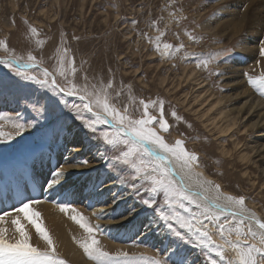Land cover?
I'll list each match as a JSON object with an SVG mask.
<instances>
[{
	"label": "rangeland",
	"instance_id": "374dc122",
	"mask_svg": "<svg viewBox=\"0 0 264 264\" xmlns=\"http://www.w3.org/2000/svg\"><path fill=\"white\" fill-rule=\"evenodd\" d=\"M250 2L253 5H249ZM226 4H235L234 9L237 12H227L224 9ZM228 10L230 11V8ZM172 13L175 15H171ZM243 13L245 16L249 15V21L239 34L232 37L233 39L229 40L228 37L232 34L227 33L228 30H215L216 25L227 24L225 21L239 22L241 17L237 15L241 16ZM259 23H264V0H0V40L7 44V51L0 48V60L13 56L26 58L31 52L40 64L55 73L59 57L64 55L66 62H71L76 69L74 82L84 84L85 77L90 84H107L111 80L113 95L115 91L122 92L118 106L128 104L137 117L143 111V106L138 102L144 100L149 102L150 114L159 119V107H152L151 102L163 100V118L169 125V131L161 134L169 143H174L177 139L184 140L186 148L198 155L199 167L192 173H202V176L196 175V184L199 186L202 181L211 180L221 186L223 193L243 195L246 198V207L264 220V178H261L262 174L259 172L264 168L260 165L264 160L259 161L261 158H257L255 165H245L238 162L237 157L224 156L221 147L231 148L233 145L230 139L223 138L222 142H215V137H209L194 117L185 112L186 107L172 101L168 95L171 92L162 91L160 87L161 79L166 77L177 81L185 69H189L194 72L198 81H190L180 94L194 91L193 87L196 88V84L199 86L201 83L204 85L203 91H213L227 97L231 90L223 77L236 75V81L241 82L235 88L249 89L255 98L264 103V97L248 83V76L257 77L264 73V65L261 66L260 63L264 60V56L260 55V49L264 47V24L259 27ZM31 27L37 29L38 35L31 33ZM160 31L165 33L160 41L161 46L163 43L174 46L183 44L184 49L172 58L162 56L155 48L156 37ZM187 33H191L195 40H190ZM241 39L249 44L250 49H237ZM216 53L221 54V59L226 58V62L210 63L208 69L197 67L199 60L207 59ZM148 58L149 61L146 60ZM28 71L36 74L40 69ZM213 71L222 72L224 75L210 74ZM245 73L248 76H245ZM57 80L62 82L63 78L57 75ZM53 100L58 104H53ZM37 101L40 111L36 110ZM77 102L76 97L63 94L53 97L47 89L17 76L13 70L0 63V130H3L5 135L13 133L11 139L0 138V179L13 182L26 166L29 167L33 163L37 155L49 150L55 140L60 143L59 138L62 140L66 127L71 124L79 126L81 133L97 145L94 134L74 117L75 110L72 106ZM233 103L234 101H229L225 107H238ZM45 107L47 111H44ZM173 112L176 116L172 115ZM83 115L91 118V113L84 112ZM14 121H30L34 127H26L20 135H14ZM103 127L106 126H101ZM155 127L159 130L158 124ZM252 139L253 136L248 137V140ZM258 144H264V138ZM56 147H60V144ZM100 148L104 150L103 145ZM241 151L243 150L239 152ZM244 153L247 151L244 150ZM101 172L109 177H103L105 183L112 182V185H119L117 188L123 187L116 175L108 169L105 159ZM124 188L130 191L138 203L141 199L156 201L151 208L140 203L142 212L138 214L139 218L150 217L152 221L158 218L154 209L158 211L163 208L168 211L163 205V193L146 192L139 183L138 191ZM207 194L213 198L216 195L211 188ZM44 195L40 198L45 197ZM79 203L81 207L84 205ZM1 205L0 211H6L0 214L4 215L16 213L15 209L21 206V202L18 200L13 209L4 206L2 202ZM189 207L196 211L194 206ZM159 221L175 243L172 249L179 245L189 264H193L195 257L201 260L197 263L210 264L204 251L195 246L194 241L189 242L191 238L178 224L172 221L170 231L165 221ZM73 222L79 230L82 229L78 223ZM173 231H180L183 239L173 235ZM33 234L39 238L35 230ZM232 239H235V235ZM78 241L80 240L75 241L77 246ZM134 244L132 240L130 246L133 245L134 250L128 251L127 257H124L120 254L126 252L104 247L100 240L102 249L110 255L109 264H149V258H161L170 254L159 253L157 248L149 249ZM34 246L44 250L37 243ZM109 249L111 250L108 251ZM82 254L87 262L96 264L84 251ZM211 255L213 259H218L214 253ZM227 255L232 256L234 253L229 251ZM58 256L65 260L66 264H74L67 258L59 254Z\"/></svg>",
	"mask_w": 264,
	"mask_h": 264
},
{
	"label": "snow or ice",
	"instance_id": "6c2138e0",
	"mask_svg": "<svg viewBox=\"0 0 264 264\" xmlns=\"http://www.w3.org/2000/svg\"><path fill=\"white\" fill-rule=\"evenodd\" d=\"M153 26L155 27V23ZM30 31L33 35H38L34 27H31ZM164 35L165 33L160 31L155 45L162 56L172 58L184 49L183 44L174 46L163 43L161 46L160 41ZM187 35L190 40H195L191 33ZM0 48L7 51L5 41L0 40ZM260 54L264 56V47H261ZM220 56L221 54L216 53L207 59L199 60L197 67L203 66L208 69L210 63L226 62V58L221 59ZM0 63L13 70L17 76L47 89L53 97L60 94L76 97L78 102L72 106L75 110V119L81 121L82 126L94 134L98 151L103 145L105 155L102 158L106 160L108 169L116 175L121 186L138 191L137 183H139L146 192L163 193V205L168 211L163 208L158 211L154 209L155 215L159 220L167 223L170 231L172 221L178 224L191 238L189 242L194 241L195 246L204 251L210 264H264V220L246 207V198L243 195L223 193L221 186L211 180L202 181L197 189L185 183V175L191 174L199 167V157L186 148L184 140L177 139L174 143H169L161 134L169 131V125L163 118V100L151 102L152 107H159L161 113L159 119L150 114L149 102L144 100L138 102L143 106V111L137 117L128 104L123 107L118 106L122 92L115 91L113 95L114 87L111 80L107 84H90L85 77L84 84L74 82L76 69L71 62H66L64 55H60L55 73L47 68L40 69L36 74L29 72V69L38 68L40 65L37 57L31 52L26 58L13 56L0 60ZM210 74L224 75L219 71ZM57 75L63 78L62 82L57 80ZM245 76L248 74L245 73ZM248 83L264 97V73L257 77L248 76ZM129 99H132L131 96ZM52 103L58 104L55 100ZM38 105L39 101L36 110L40 111ZM44 111H47L46 107ZM84 112L91 113V118L85 117ZM172 115L176 116V113L173 112ZM177 119L182 118L177 117ZM156 124L159 125V130L155 127ZM101 126L106 127L101 128ZM13 127L16 130L14 135H20L26 127H34V124L30 121L26 123L14 121ZM12 136L13 133L5 135L4 131L0 130V138L11 139ZM79 163L87 165L89 161L83 160ZM196 175L202 176V173ZM64 176L65 169L56 170L53 178L47 182V187L49 189L57 187ZM210 188L216 193L214 198L206 195ZM119 199L121 197L114 194L109 207L117 205ZM39 203L40 200L29 199L26 202L22 201L21 206L15 209L16 215L11 219V223L15 226V234L9 235L6 228L0 227V264H66L56 252L41 213L33 208L34 204ZM140 203L151 208L156 201L141 199ZM190 205L194 206L196 211H193ZM59 207L62 212L67 213L70 210L75 213L71 218L87 233L78 243L88 258L94 260L96 264H109L110 255L102 249L100 240L97 239L100 225L91 224L82 213L69 204H61ZM135 211V208L127 210L129 216ZM113 212H115L114 207ZM93 214L101 218L104 210L101 209L100 212ZM120 215L127 219L124 213ZM5 216L11 214L0 215V224L5 222ZM253 224L257 227L254 228ZM27 225H31L39 238L46 242L47 247L44 250L33 245ZM173 235L183 239L180 231H173ZM233 235H235L234 240ZM229 251L234 255H227ZM212 253L218 259H213ZM120 255L127 257L128 254ZM149 264H189V260L178 245L166 257L149 258Z\"/></svg>",
	"mask_w": 264,
	"mask_h": 264
},
{
	"label": "bare ground",
	"instance_id": "6f19581e",
	"mask_svg": "<svg viewBox=\"0 0 264 264\" xmlns=\"http://www.w3.org/2000/svg\"><path fill=\"white\" fill-rule=\"evenodd\" d=\"M249 5H253V3L250 2ZM234 6L235 4L230 6L226 4L224 9L227 12L236 13ZM237 17H241L239 22L232 23L231 21L228 23L225 21L227 24L216 25L215 30H228L227 33L232 34L228 37L229 40L233 39L232 37L239 34L249 21V15L245 16L244 13L241 16L237 15ZM254 21L256 23L255 19ZM263 24L259 23L258 26L261 27ZM251 25L250 23L249 27ZM242 40L238 41L237 49H250L249 44L247 45ZM146 60L149 61L150 58ZM260 63L263 66L264 60ZM42 68L46 67L40 64L38 69ZM236 78H238L236 75L223 77L225 82L230 85L231 94L227 92L229 94L227 97L213 91H203L204 85L201 83L199 86L196 84V88L193 87L194 91L190 90L180 94V91L188 86L190 81L194 83L198 81L197 76L189 69H185L182 76L177 78V81L175 80L176 83L166 77L161 79L160 87L162 91L171 92L168 95L171 96L172 101L179 106L186 107L185 112L194 117L195 121L207 131L209 137L213 139L214 136L215 142L220 143L223 138L230 139L233 145L231 148L221 147L224 156L228 158L237 157L238 162L245 165H255V159L264 160V144H258L264 138V103L255 98L249 89L235 88L241 82L240 80L236 81ZM175 95L176 97L173 98L172 96ZM229 101H234L238 107L227 109L225 106ZM79 128L73 124L67 126L62 140L59 138L60 143L55 140L51 148L37 155L33 163L29 167L26 166L27 168L13 182L0 179V210H2L1 202L5 204L4 206L13 209L17 206L18 200L20 202L28 199L40 200L41 203L34 204L33 208L41 213L43 223L53 239L57 254L74 264H91L83 257V249L75 243L76 240H82L87 233L84 229L79 230L73 222L71 217L75 213L70 210L67 213L60 210L59 205L61 204L71 205L82 213L91 224H99L100 231L97 236L104 247L108 246L111 249L127 253L134 248L133 245L130 246L134 240L135 246H146L149 249L157 248L159 253L168 254L175 243L167 231L162 228L163 225L159 219L154 218L151 221L150 217L139 218L138 214L142 210L141 204L132 197L130 191H126L122 186V188H117L119 185H112V182L105 183L103 181V177H107L101 172L104 150L99 147L98 151V146L88 140ZM249 136H253V139L248 140ZM59 144L60 147L57 148L56 145ZM240 150H243L241 151L243 153L239 152ZM244 150L247 153H244ZM83 160H87L89 163L81 165L79 162ZM260 165L264 167V161H261ZM60 168L65 169V176L61 178V184L49 189L47 182ZM177 170L179 171V169ZM259 172L262 174L261 178H264V168H261ZM196 177L193 173L185 175V183L191 188L197 189L199 186L195 182ZM42 194H45V197L40 198ZM114 194L121 197L118 204L113 206L115 212H113V207H109ZM206 195L208 194L206 193ZM79 202L84 203V205L81 207ZM129 208L136 209L131 216L127 212ZM101 209L104 210V215L97 218L93 213H98ZM5 211H0V213ZM120 213H124L127 219H124ZM10 214L11 216H5V222L0 224V227L6 228L8 234L13 235L15 234V226L11 223V219L16 213ZM22 222L26 223L23 220ZM27 227L32 236L33 245L37 243L39 247L45 249L47 247L46 242L34 236L33 231L35 229L31 225H27ZM253 227L256 228L257 226L253 224ZM193 260V264H201L197 263L201 261L199 257H195Z\"/></svg>",
	"mask_w": 264,
	"mask_h": 264
}]
</instances>
